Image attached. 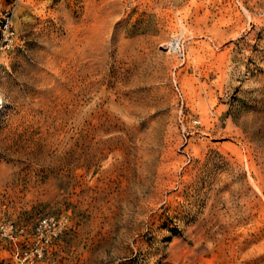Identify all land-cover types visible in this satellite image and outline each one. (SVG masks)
Instances as JSON below:
<instances>
[{
    "label": "rangeland",
    "instance_id": "374dc122",
    "mask_svg": "<svg viewBox=\"0 0 264 264\" xmlns=\"http://www.w3.org/2000/svg\"><path fill=\"white\" fill-rule=\"evenodd\" d=\"M14 25L0 264H264V0H20Z\"/></svg>",
    "mask_w": 264,
    "mask_h": 264
},
{
    "label": "built area",
    "instance_id": "2783aa9c",
    "mask_svg": "<svg viewBox=\"0 0 264 264\" xmlns=\"http://www.w3.org/2000/svg\"><path fill=\"white\" fill-rule=\"evenodd\" d=\"M20 0H0V57L7 51L18 46L20 39L14 25V11ZM47 228L52 234H57L60 224L55 216H46L38 221L37 229ZM27 255V252H25Z\"/></svg>",
    "mask_w": 264,
    "mask_h": 264
},
{
    "label": "bare ground",
    "instance_id": "6f19581e",
    "mask_svg": "<svg viewBox=\"0 0 264 264\" xmlns=\"http://www.w3.org/2000/svg\"><path fill=\"white\" fill-rule=\"evenodd\" d=\"M251 3V2H250ZM131 4V3H130ZM246 10V12L248 13V15L249 16H252L251 15V13H250V11H248L247 9H245ZM255 13V12H254ZM253 13V14H254ZM259 13V12H258ZM254 19H256V18H254ZM247 20V19H246ZM79 22H80V20H79ZM258 22V21H257ZM84 25V24H83ZM249 26V25H248ZM85 29L86 30V28L87 27H85V26H83L82 27V29ZM260 28V27H259ZM80 29V28H79ZM88 31V30H87ZM242 31V30H241ZM240 31V32H241ZM175 32V31H174ZM77 35V34H76ZM86 35V34H85ZM173 35V34H172ZM180 35V34H179ZM178 35V36H179ZM242 35V34H241ZM87 36V35H86ZM85 36V37H86ZM234 37V36H233ZM84 38V37H83ZM181 38V37H180ZM89 39V38H88ZM87 39V40H88ZM90 40V39H89ZM254 40V39H253ZM81 41V40H80ZM262 41V40H261ZM88 42V41H87ZM162 46H164L165 47V49H169V51H176L177 50V48L180 46L179 45V38L178 37H176V36H172L171 38H169L167 41H165V42H163L162 43ZM230 49V48H229ZM83 51V50H82ZM168 51V50H167ZM228 51V50H227ZM178 52H179V50H178ZM177 52V53H178ZM82 53V52H81ZM84 53V52H83ZM236 53V52H235ZM234 53V54H235ZM237 54V53H236ZM235 54V55H236ZM225 55V54H224ZM228 55V54H227ZM241 55V54H240ZM261 55V54H260ZM173 56V55H172ZM219 57V56H218ZM227 57V56H226ZM234 57V56H233ZM175 58V57H174ZM221 59H223V58H221ZM224 59H226L225 57H224ZM242 59H244V58H242ZM227 60V59H226ZM229 60V59H228ZM261 62V61H260ZM223 67V66H222ZM228 67V66H227ZM243 67V66H242ZM232 68V67H231ZM228 70V69H227ZM230 70V69H229ZM219 72V71H218ZM220 72H222L221 71V69H220ZM224 72V71H223ZM248 72V71H247ZM225 73V72H224ZM233 73V72H232ZM234 75V74H233ZM219 76H221V75H219ZM226 77V76H225ZM232 78V77H231ZM235 78V77H234ZM224 79V78H223ZM252 79V78H251ZM249 80H250V78H249ZM232 81V80H231ZM235 81V80H234ZM251 81V80H250ZM231 83V82H230ZM229 83V84H230ZM225 84V83H224ZM228 84V85H229ZM223 85V84H222ZM226 85V84H225ZM225 87V86H224ZM223 87V88H224ZM227 87V86H226ZM259 87V86H258ZM227 88H229V87H227ZM233 88V87H232ZM4 102V96H3V94H2V92H1V90H0V104H2ZM231 119V118H230ZM157 132V131H156ZM172 132V131H171ZM155 137V136H154ZM166 137V136H165ZM156 139V138H155ZM247 139H248V137H247ZM246 139V140H247ZM251 141V140H250ZM249 141V142H250ZM253 141V140H252ZM160 142V141H159ZM166 143V142H165ZM172 144V143H171ZM170 144V145H171ZM164 145V144H163ZM247 145H248V143H247ZM157 147H158V145H157ZM258 147V146H257ZM260 148V147H259ZM158 150V149H157ZM257 151V150H256ZM260 151V150H259ZM251 153V152H250ZM194 154V153H193ZM257 154V153H256ZM244 155H246V154H244ZM192 156V155H191ZM190 156V157H191ZM194 156V155H193ZM232 157V156H231ZM235 157V156H234ZM178 158V157H177ZM194 158V157H193ZM225 158V157H224ZM171 159V158H170ZM203 159V158H202ZM236 159V158H235ZM203 161V160H202ZM233 161V160H232ZM240 161V160H239ZM242 161V160H241ZM169 162V161H168ZM193 163V162H192ZM197 163H199V162H197ZM246 163V162H245ZM157 164V163H156ZM176 165H178V164H176ZM228 165V164H227ZM237 165V164H236ZM194 166H196V165H194ZM199 166V165H198ZM234 166V165H233ZM243 166V165H242ZM158 167V166H157ZM180 168V167H179ZM187 168H189V167H187ZM157 169V168H156ZM170 170V169H169ZM153 171V170H152ZM248 171V170H247ZM171 172V171H170ZM238 172V171H237ZM195 173V172H194ZM220 173V172H219ZM171 174V173H170ZM242 174V173H241ZM145 175V174H144ZM150 175H152V174H150ZM156 175V174H155ZM217 175H218V173H217ZM224 175V174H223ZM239 175H240V173H239ZM154 176V175H153ZM162 177V176H161ZM187 177V176H186ZM148 178V177H147ZM170 178V177H169ZM227 178V177H226ZM225 178V179H226ZM150 179H151V176H150ZM156 179V178H155ZM166 179V178H165ZM171 179H174V178H171ZM223 179V178H222ZM188 180V179H187ZM224 180V179H223ZM151 181V180H150ZM215 181V180H214ZM158 182V181H157ZM167 182V181H166ZM171 182V181H170ZM185 182H186V180H185ZM222 182V181H221ZM232 182V181H231ZM235 182V181H234ZM212 183V182H211ZM225 183V182H224ZM147 184V183H146ZM166 183H164V185H165ZM220 185V184H219ZM228 185H229V183H228ZM235 185V184H234ZM239 185V184H238ZM237 185V186H238ZM249 185V184H248ZM152 186H154V185H152ZM217 186V185H216ZM232 186H233V183H232ZM243 186V185H242ZM150 187V186H149ZM205 187V186H204ZM249 187V186H248ZM251 187V186H250ZM144 188V187H143ZM167 188V187H166ZM225 188V187H224ZM233 188V187H232ZM212 189V188H211ZM217 189V188H216ZM230 189V188H229ZM138 190H140V189H138ZM151 190V189H150ZM232 190V189H231ZM236 190V189H235ZM234 190V191H235ZM246 190V189H245ZM253 190H255L254 188H253ZM144 191V190H143ZM153 191V190H152ZM241 191V190H240ZM257 191V190H256ZM150 192V191H149ZM156 192V191H155ZM219 192V191H218ZM228 192V191H227ZM243 192V191H242ZM134 193H136V192H134ZM146 193V192H145ZM166 193V192H165ZM237 193V192H236ZM249 194V193H248ZM248 194H247V196H248ZM124 194H122V196H123ZM229 195V194H228ZM251 195V194H250ZM213 196V195H212ZM223 196V195H222ZM138 197H140V195H138ZM154 197V196H153ZM163 197H164V195H163ZM124 198V197H123ZM150 198V197H149ZM148 198V199H149ZM161 198V197H160ZM243 198V197H242ZM245 198V197H244ZM134 199H136V198H134ZM153 200H154V198H152ZM223 200H224V197L222 198ZM249 199V198H248ZM143 200V199H142ZM218 200V199H217ZM233 200V199H232ZM236 200V199H235ZM243 200V199H242ZM136 201V200H135ZM139 201V200H138ZM234 201V200H233ZM237 201V200H236ZM149 202V201H148ZM211 202V201H210ZM225 202V201H224ZM231 202V201H230ZM250 202V201H249ZM153 203H155V202H153ZM136 204V203H135ZM208 204V203H207ZM233 204V203H232ZM214 205V204H213ZM212 205V206H213ZM225 205V204H224ZM246 205V204H245ZM221 206V205H220ZM131 207V206H130ZM219 207V206H218ZM208 208V207H207ZM234 208V207H233ZM232 208V209H233ZM209 209V208H208ZM212 209V208H211ZM220 209H221V207H220ZM248 209V208H247ZM215 210V209H214ZM236 210V208L234 209V211ZM131 211V210H130ZM140 211V210H139ZM205 211V210H204ZM207 211V210H206ZM238 211V210H237ZM224 212V211H223ZM245 212V211H244ZM211 213V212H210ZM231 213V212H230ZM238 213V212H237ZM202 214V213H201ZM228 214V213H227ZM247 214H248V212H247ZM206 215H210V214H206ZM235 215V214H234ZM245 216V215H244ZM214 217H216V216H214ZM234 217V216H233ZM206 218V217H205ZM213 219V218H212ZM215 219V218H214ZM234 219V218H233ZM236 219V218H235ZM211 220V219H210ZM225 220V219H224ZM230 220V219H229ZM208 221V220H207ZM211 222H212V220H211ZM221 222V221H220ZM224 222H226V221H224ZM233 222V221H232ZM204 225V224H203ZM197 226H198V224H197ZM199 226H200V224H199ZM198 226V227H199ZM200 228V227H199ZM204 229V228H203ZM199 230V229H198ZM197 230V231H198ZM199 232V235H200V231H198ZM204 232V231H203ZM196 236H198V235H196ZM195 236V237H196ZM197 239H198V237H197Z\"/></svg>",
    "mask_w": 264,
    "mask_h": 264
}]
</instances>
